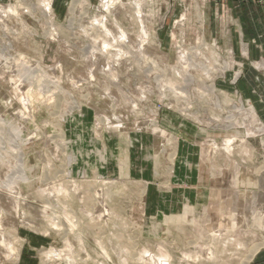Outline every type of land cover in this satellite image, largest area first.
I'll return each mask as SVG.
<instances>
[{"label": "rangeland", "instance_id": "1", "mask_svg": "<svg viewBox=\"0 0 264 264\" xmlns=\"http://www.w3.org/2000/svg\"><path fill=\"white\" fill-rule=\"evenodd\" d=\"M104 1L0 0V264L264 262V55Z\"/></svg>", "mask_w": 264, "mask_h": 264}, {"label": "crops", "instance_id": "2", "mask_svg": "<svg viewBox=\"0 0 264 264\" xmlns=\"http://www.w3.org/2000/svg\"><path fill=\"white\" fill-rule=\"evenodd\" d=\"M221 7L230 13L225 25L229 31L227 34L219 33L218 37L231 44L236 52L241 50V43H247L244 49L250 57L264 55V5H258L254 0H213L209 14L212 15L215 9L219 11ZM210 26L224 29L219 24L213 23ZM252 264L264 262L255 261Z\"/></svg>", "mask_w": 264, "mask_h": 264}, {"label": "bare ground", "instance_id": "3", "mask_svg": "<svg viewBox=\"0 0 264 264\" xmlns=\"http://www.w3.org/2000/svg\"><path fill=\"white\" fill-rule=\"evenodd\" d=\"M83 1V0H82ZM110 2V1H109ZM106 3V0L103 2V4H105ZM47 5H49V3L47 4ZM106 5V4H105ZM107 6V5H106ZM50 7V6H49ZM133 18H135V17H133ZM136 18H137V16H136ZM253 110V109H252ZM254 112V111H253ZM253 120V119H252ZM229 145H230V140H228V142H227V145H226V148H228L229 149ZM231 175V181H230V183H229V185H230V187H231V185L233 184V182H234V180H233V176H232V174H230ZM15 184V183H14ZM228 185V186H229ZM97 194H99V193H97ZM230 214L229 213H223L222 215H221V219H222V221L224 220V219H227V220H229L230 218H231V215L229 216ZM17 234V233H16ZM16 238V237H15ZM1 239V238H0ZM17 239V238H16ZM231 240V239H230ZM19 242V241H18ZM230 243V242H229ZM234 243V242H233ZM238 243L239 244H241V242L238 240ZM2 245V244H1ZM243 245V244H242ZM1 251H3L2 249H0V252ZM15 253V252H14ZM20 254V253H19ZM208 254H209V256H210V258H213L214 257V249L213 248H209V250H208ZM15 255L17 256L18 255V253H17V251H16V253H15ZM56 255L57 256H61L59 253H56ZM254 255V254H253ZM13 256V255H12ZM15 256V257H16ZM19 256V255H18ZM17 256V257H18ZM140 256V255H139ZM208 256V257H209ZM14 257V258H15ZM19 258V257H18ZM59 258H61V257H59ZM140 258H149V259H151L153 262H154V264H159L160 263V261H159V259H158V256H156V255H154V254H147V252H144L142 255H141V257ZM16 260H17V258H15ZM250 259H251V257H250ZM47 260V259H46ZM139 260H141V259H139ZM248 260V259H247ZM243 263V262H242Z\"/></svg>", "mask_w": 264, "mask_h": 264}]
</instances>
